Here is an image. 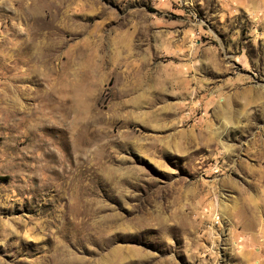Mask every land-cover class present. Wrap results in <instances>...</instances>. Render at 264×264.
<instances>
[{
    "label": "rangeland",
    "instance_id": "obj_1",
    "mask_svg": "<svg viewBox=\"0 0 264 264\" xmlns=\"http://www.w3.org/2000/svg\"><path fill=\"white\" fill-rule=\"evenodd\" d=\"M0 264H264V0H0Z\"/></svg>",
    "mask_w": 264,
    "mask_h": 264
}]
</instances>
